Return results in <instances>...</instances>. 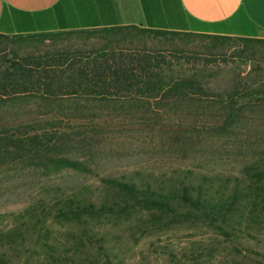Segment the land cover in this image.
Listing matches in <instances>:
<instances>
[{"label": "rangeland", "instance_id": "obj_1", "mask_svg": "<svg viewBox=\"0 0 264 264\" xmlns=\"http://www.w3.org/2000/svg\"><path fill=\"white\" fill-rule=\"evenodd\" d=\"M89 31L0 35V68L15 55L90 49L110 38L115 47L122 40L169 49L166 54L176 73L194 76L222 96L151 106L113 103L99 114L102 117H95L92 145L76 147L81 160L89 162L81 170L47 169L17 161L0 165V232L9 230L16 217L39 199L51 202L76 194L92 195L100 202L106 192L121 201L103 182L111 175L171 192L183 183H204L206 189L213 187L219 199L223 192L227 195L237 185H245L247 166L264 168V35H171L134 28ZM232 96L237 116L226 119ZM15 111L12 103L0 107V119L3 115L14 118ZM22 117L23 122L50 118ZM1 121L0 129L19 123ZM65 123L67 128L91 125L83 119ZM122 206L90 218L94 244L86 253L76 252L67 232L77 228L66 223L50 225L58 238L54 243L73 257L72 264H264V221L259 209L226 206L224 225L195 209L190 217L162 215V222L155 224L151 220L159 212L154 208L131 202ZM28 247L21 248L15 262L41 264L35 248ZM13 255H19L18 251Z\"/></svg>", "mask_w": 264, "mask_h": 264}, {"label": "trees", "instance_id": "obj_2", "mask_svg": "<svg viewBox=\"0 0 264 264\" xmlns=\"http://www.w3.org/2000/svg\"><path fill=\"white\" fill-rule=\"evenodd\" d=\"M124 28L169 33L137 26ZM124 28L111 27L105 31ZM121 41L116 42L115 47L114 41L106 38L100 46L90 49L37 51L15 55L5 61L0 68V107L12 103L16 113L14 118L3 115L0 120L2 123L8 120L19 123L0 129V165L17 161L47 169L81 170L89 162L81 160L76 147L92 145L91 132L97 131L93 126L95 117L110 109L113 103L136 102L151 106L222 96L210 91L200 79L176 73L166 54L169 49H150ZM233 100L234 96L227 103L231 111L226 119L237 116L233 112ZM25 114L50 118L23 122ZM73 119L87 120L91 125L64 126L65 121ZM245 173V185H237L227 195L223 192L219 199H216L213 187L206 189L204 183H183L177 192H171L162 186L139 184L114 175L103 182L117 192L121 201L106 192L100 202L92 195L76 194L63 195L51 202L39 199L16 217L9 230L0 232V264H17L14 257H20L21 248L28 246L35 248L34 252L42 258L41 264H72L73 257L63 253L54 243L58 238L54 237L50 225L59 222L76 227L68 230V237L76 252L86 253L94 244L90 218L96 213L121 210L122 204L127 202L144 204L158 211L151 220L155 224L162 222V215L190 217L195 209L211 222L224 225L227 222L223 213L226 206L230 210L236 207L259 209V216L264 221V168H255L253 164L245 168ZM15 250L19 255H13ZM24 264L30 263L27 260Z\"/></svg>", "mask_w": 264, "mask_h": 264}, {"label": "crops", "instance_id": "obj_3", "mask_svg": "<svg viewBox=\"0 0 264 264\" xmlns=\"http://www.w3.org/2000/svg\"><path fill=\"white\" fill-rule=\"evenodd\" d=\"M134 26L258 38L264 0H0V35Z\"/></svg>", "mask_w": 264, "mask_h": 264}]
</instances>
